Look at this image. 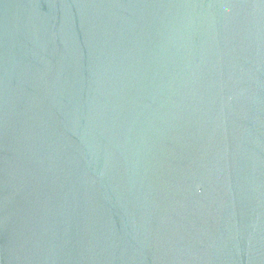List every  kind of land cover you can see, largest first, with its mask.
Listing matches in <instances>:
<instances>
[{
    "label": "water",
    "instance_id": "95a60500",
    "mask_svg": "<svg viewBox=\"0 0 264 264\" xmlns=\"http://www.w3.org/2000/svg\"><path fill=\"white\" fill-rule=\"evenodd\" d=\"M0 264H264V0H0Z\"/></svg>",
    "mask_w": 264,
    "mask_h": 264
}]
</instances>
